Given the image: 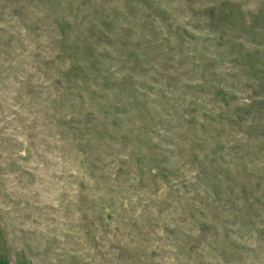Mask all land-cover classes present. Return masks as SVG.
<instances>
[{"label":"rangeland","instance_id":"rangeland-1","mask_svg":"<svg viewBox=\"0 0 264 264\" xmlns=\"http://www.w3.org/2000/svg\"><path fill=\"white\" fill-rule=\"evenodd\" d=\"M0 264H264V0H0Z\"/></svg>","mask_w":264,"mask_h":264}]
</instances>
